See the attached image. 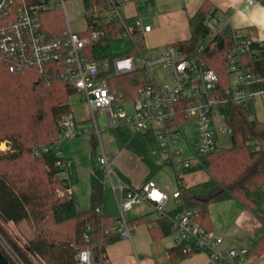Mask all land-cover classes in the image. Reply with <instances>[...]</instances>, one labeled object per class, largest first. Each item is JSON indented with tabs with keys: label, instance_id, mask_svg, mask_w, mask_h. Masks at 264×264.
I'll use <instances>...</instances> for the list:
<instances>
[{
	"label": "built area",
	"instance_id": "built-area-1",
	"mask_svg": "<svg viewBox=\"0 0 264 264\" xmlns=\"http://www.w3.org/2000/svg\"><path fill=\"white\" fill-rule=\"evenodd\" d=\"M82 1L86 27L75 31L66 15V0H0V62L10 73L35 74L47 86L59 81L76 88L83 94L90 113L87 118H77L73 112L63 115L59 121L61 133L54 144L35 149L36 154L56 150L57 165L65 169L68 178L66 188L58 189V195L73 192L69 171L74 162L65 155L63 142L94 134L102 148L99 163L105 171V185L118 206L117 231L122 238L132 239L139 225L137 220L129 218L128 212L148 203L156 212L148 227L156 225L161 217L170 220L178 244H184V252H205L210 264H245L247 248L227 246L222 235L197 221L196 211L183 209L173 214L167 207L172 199L179 204L183 202L182 188L189 185L181 176L199 166L201 157L217 152L219 138L232 135L233 128L226 123L222 108L230 102L247 105L257 96L264 98V41L252 30L231 27L234 46L224 54L231 74V82L226 87L220 85L217 72L208 67L205 58L210 39L229 25L216 15L208 20L211 35L193 54L183 52L176 42L158 54L150 53L147 48V53L138 56L114 55L94 60L92 49L107 38L133 39L137 29L144 37L153 26L144 25L141 18L128 17L122 10L131 2L140 5L146 0ZM255 1L245 0L248 4ZM60 7L67 25L61 30L47 29L43 13ZM115 23H119L121 30L109 32L107 27ZM247 57L260 63L256 66L246 63ZM139 69L143 74L135 96L127 97L123 89L110 82L112 77L133 74ZM128 103L133 104V113L127 111ZM99 114L106 117L104 130L129 128L135 133H153L161 163L180 178L179 189L169 193L151 179L140 186L128 183L114 167L115 157L106 152L101 142ZM216 119L220 121L218 125ZM87 121H93L95 128L89 127ZM189 124L194 125L196 143L189 141ZM85 237L89 240L88 235ZM92 263L93 252L87 247L78 253L74 264Z\"/></svg>",
	"mask_w": 264,
	"mask_h": 264
},
{
	"label": "trees",
	"instance_id": "trees-1",
	"mask_svg": "<svg viewBox=\"0 0 264 264\" xmlns=\"http://www.w3.org/2000/svg\"><path fill=\"white\" fill-rule=\"evenodd\" d=\"M60 13L57 9L43 13L47 29L61 30L64 27ZM215 15L216 10L210 3L200 7L190 19L191 37L177 42L183 52L193 54L208 40L212 33L208 20ZM107 28L109 32L121 30L119 23ZM233 46L232 28L227 25L213 35L206 48V63L217 72L222 87L231 82L224 54ZM145 53V39L137 29L133 39L107 38L95 45L91 56L98 60L114 55L138 56ZM245 61L255 66L260 63L251 57ZM142 74L139 69L133 74L112 77L110 82L123 89L127 97L135 96ZM25 78L32 82L31 93H28L30 89ZM76 92V88L59 81L47 86L32 73L12 74L0 62V144L5 141L8 146L7 150H0V235L11 244L21 264H37L32 257L40 258L44 264H74L78 253L87 247L93 252L92 264H108L106 247L122 238L117 231L118 215L111 191L105 185L103 168L93 167L90 173L91 206L82 210L73 192L58 195V189L66 188L68 178L62 176L65 169L57 165L56 150L35 153L36 147L52 145L57 140L61 133L59 121L63 115L73 112L70 97ZM222 112L226 123L233 128L229 138L231 145L200 158L195 169L204 170L209 178L183 187V202L173 214L183 209L194 210L197 221L206 229L213 230L211 204L236 199L264 227V122L254 118L252 103L239 105L230 102ZM111 133L119 148L132 151L147 165L149 177L161 169L156 163L159 152L153 133H135L129 128L112 130ZM90 136L96 147L98 138L94 134ZM72 168L69 171L71 185L77 180ZM10 222L15 225L29 222L34 227V236L23 247L7 232L5 225ZM67 227L69 231L63 233ZM150 229L155 239L173 233L171 221L163 217L158 218L157 224ZM86 235L89 240H86ZM168 252L171 260L177 261L200 251L184 252V244H179ZM263 253L264 233L255 247L249 249L248 256H261ZM10 262L18 264L13 260Z\"/></svg>",
	"mask_w": 264,
	"mask_h": 264
},
{
	"label": "crops",
	"instance_id": "crops-1",
	"mask_svg": "<svg viewBox=\"0 0 264 264\" xmlns=\"http://www.w3.org/2000/svg\"><path fill=\"white\" fill-rule=\"evenodd\" d=\"M206 2L210 3L212 7L215 8L216 16L220 19L226 20L232 28H241L244 31L252 30L258 39L264 41V0H256L253 4H248L245 2V0H158V3L157 0H146L145 3L135 5V7H133V14H127V16L131 17L132 19L136 17L141 18L144 25L151 24L153 26V30L146 33L145 35L170 29V32L166 33L160 41H155L152 45L148 46L146 44V47L150 53L158 54L162 52L167 45L188 40L191 37L190 19ZM147 8H149L148 11ZM150 9H152L151 12ZM151 14H155L156 18L160 20L161 18L167 19L169 20V23L165 25L157 23H144L143 18ZM252 107L254 111V118L258 121L264 122V98L257 96L252 102ZM119 149L122 151V153L128 151L130 153L129 158L139 166L144 165L146 169V173L142 176V178L136 179L133 169H131L129 166H126L123 160L119 161L116 170L126 177L131 185L140 186L147 180H153L152 177H149V168L138 155L125 148ZM108 154L114 156L110 153ZM114 157L116 159V156ZM156 163L160 165L161 168L164 166V164L161 163L160 153ZM197 170L201 169H195L193 171ZM208 178L209 175L207 172H205L204 176L199 177V180L191 185L204 182L208 180ZM111 194L113 196L112 201L118 215V206L112 192ZM171 201H175V206L167 208L168 210L174 211L179 206V202L175 199H172ZM226 201V204L222 205V207H224L225 213L223 214V218L219 220L215 218L211 204L210 217L212 228L216 233L224 237V242L227 246H233L238 249L247 248L249 251V249L255 247L259 241L263 233L258 238L256 243L252 245L253 240L257 239L264 227L262 223L238 200L230 199ZM146 205L152 206L148 203ZM232 207L233 212L231 210ZM150 213L146 214L142 211L134 213L133 218L131 219L140 220L141 223L138 222L139 225L133 231L132 239L121 238L120 240L111 243L106 247V263L210 264L209 256L205 252H199L184 259L172 261L168 250L179 245L176 236L174 232L170 234L174 235L175 240L173 243L169 244L164 243V239L170 235L161 236L155 239L152 234V230L150 227H148L147 223L154 220L156 215L151 216L149 215ZM9 224H13V222H10ZM259 257L260 256H248L245 264H257L254 262V260L256 258L258 259Z\"/></svg>",
	"mask_w": 264,
	"mask_h": 264
},
{
	"label": "rangeland",
	"instance_id": "rangeland-1",
	"mask_svg": "<svg viewBox=\"0 0 264 264\" xmlns=\"http://www.w3.org/2000/svg\"><path fill=\"white\" fill-rule=\"evenodd\" d=\"M160 2V1H159ZM158 3V0H157ZM136 3L131 2L127 4L122 10L123 12L127 14H133V7H135ZM57 10H60L61 14V24L63 26L67 25L66 21V15L67 18L75 31L83 30L86 27V20H85V10H84V4L82 0H66L65 2V10L66 15L64 13V10L62 7L55 8ZM149 8H147L148 11ZM144 23H152V24H161L165 25L169 23V20L161 18H156L155 14H151L147 17L143 18ZM170 32V29L164 30V31H157L153 34L145 35L144 39L145 42L148 45H152L155 41H160L166 33ZM30 79L25 78V82H27V86L30 90H28V93H31L32 88V82H30ZM70 104L72 107V111L74 115L77 118H87L89 117L90 113L85 105V98L83 94L76 92L70 97ZM128 112L133 113L134 112V106L132 103H128L125 105ZM97 121L99 124L101 132V142L103 143L105 150L107 153H110L114 156H116V159L114 161V167L116 168L119 164L120 160H123L125 162L126 166H129L131 169H133L134 176L136 179L142 178V176L146 173V169L144 165H137L134 161H132L129 156L130 153L128 151H125L122 153L119 149V145L114 140L113 134L109 130H104V123L106 121V117L102 114H99L97 116ZM215 123L218 125L220 121L218 119L215 120ZM89 127L94 129L93 127V121H87L86 123ZM194 125L189 124L188 128L190 129L188 132V138L189 141L192 143H196L195 135H194ZM5 142V141H4ZM219 148L220 150L229 147L231 145V141L228 137L223 136L219 138L218 140ZM186 147V145L184 144ZM62 148L66 154L67 157H70L74 162V167L72 168L73 171L76 172L77 180L72 184V190L74 191V195L78 200L79 208L82 210H87L91 206V185H90V173L94 166L100 167L99 163V156L102 154V148L100 144V140H98V145L94 147V144L92 142V137L90 135H79L73 139H69L63 142ZM187 148V147H186ZM8 146L4 143L0 144V150H7ZM219 151V150H218ZM190 153L187 152V156H189ZM159 158V157H158ZM136 161V160H135ZM66 174H62V176H65ZM205 172L201 170L193 171L186 173L185 175L181 176V179L184 180V182L187 183V185L194 184L196 181L199 180V177L204 176ZM153 181L164 190L170 192H174L179 189V186L181 182L179 181V177L177 174L171 169L169 166H163L159 172H157L155 175L152 176ZM73 181V179H71ZM72 193V192H71ZM227 201H222L221 203H213L211 208L213 211V214L215 215V218L217 220L223 218V214L225 213L224 207H222L223 204H226ZM235 202V201H231ZM227 204H234V203H227ZM175 201H171L168 204V208L174 207ZM231 206V205H230ZM233 212V207L231 208ZM138 211H142L147 213H150L149 215L154 216L156 215V212L153 210V207L150 205H146V203L135 206L133 210L128 212L129 218H133L134 213H137ZM5 228L7 229V232L10 234L11 238L16 241L19 245L22 247L24 246L25 242L34 236L35 230L34 227L29 222H22L18 225L13 224H6ZM69 231V227L63 229V233ZM264 233V229L261 230L260 235L257 237V239L253 240L254 245L258 238L261 236V234ZM133 235V233H132ZM175 240L174 235H170L164 239V243H173ZM0 249L5 252L6 255H8L9 260H13L18 264L20 263L19 257L15 254L11 244L6 240V238L2 235H0ZM33 260L37 264H44L43 261L40 258L32 257ZM256 263H264V254L256 258L254 260Z\"/></svg>",
	"mask_w": 264,
	"mask_h": 264
},
{
	"label": "water",
	"instance_id": "water-1",
	"mask_svg": "<svg viewBox=\"0 0 264 264\" xmlns=\"http://www.w3.org/2000/svg\"><path fill=\"white\" fill-rule=\"evenodd\" d=\"M0 264H11L10 260L5 256V254L1 249H0Z\"/></svg>",
	"mask_w": 264,
	"mask_h": 264
}]
</instances>
